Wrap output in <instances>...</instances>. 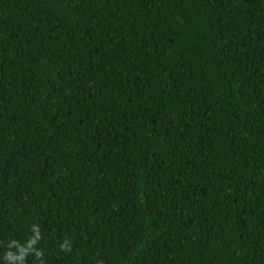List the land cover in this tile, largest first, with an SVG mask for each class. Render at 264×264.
Returning a JSON list of instances; mask_svg holds the SVG:
<instances>
[{
    "label": "trees",
    "instance_id": "trees-1",
    "mask_svg": "<svg viewBox=\"0 0 264 264\" xmlns=\"http://www.w3.org/2000/svg\"><path fill=\"white\" fill-rule=\"evenodd\" d=\"M0 264H264V0H0Z\"/></svg>",
    "mask_w": 264,
    "mask_h": 264
},
{
    "label": "clouds",
    "instance_id": "clouds-1",
    "mask_svg": "<svg viewBox=\"0 0 264 264\" xmlns=\"http://www.w3.org/2000/svg\"><path fill=\"white\" fill-rule=\"evenodd\" d=\"M37 239H39V237H37ZM60 247H61V250H64V251L70 250V248H66L64 244H61ZM39 255H40V253H37L38 257H39ZM21 259H23V255L21 256Z\"/></svg>",
    "mask_w": 264,
    "mask_h": 264
}]
</instances>
